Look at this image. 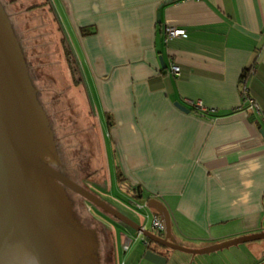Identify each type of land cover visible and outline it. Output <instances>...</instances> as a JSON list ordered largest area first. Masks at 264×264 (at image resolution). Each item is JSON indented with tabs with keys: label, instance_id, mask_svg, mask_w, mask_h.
<instances>
[{
	"label": "crops",
	"instance_id": "obj_1",
	"mask_svg": "<svg viewBox=\"0 0 264 264\" xmlns=\"http://www.w3.org/2000/svg\"><path fill=\"white\" fill-rule=\"evenodd\" d=\"M164 1L44 2L98 114L116 189L151 220L146 199L162 202L175 242L194 250L151 243L164 264H264V238L203 251L264 233V0ZM167 26L186 36L165 40ZM244 69L260 113L241 104ZM112 234L113 264L120 254L154 264L138 232L120 224Z\"/></svg>",
	"mask_w": 264,
	"mask_h": 264
},
{
	"label": "water",
	"instance_id": "obj_2",
	"mask_svg": "<svg viewBox=\"0 0 264 264\" xmlns=\"http://www.w3.org/2000/svg\"><path fill=\"white\" fill-rule=\"evenodd\" d=\"M168 1L171 0L164 2ZM176 106L188 111L179 103ZM48 122L51 123V130ZM52 132L55 136L53 121L36 97V89L28 77L19 42L0 2V261L16 244H22L33 255L35 264H71L62 258L51 238L50 232L56 228V221H42L38 216L30 186L32 170H41L52 176L122 224L140 233L148 240L143 242L146 244L143 255L146 260L154 264L165 263V257L152 248L151 243L194 251L175 242L169 212L159 200L148 198L145 206L160 217L164 227L160 235L154 231L156 228L153 224L151 228H146L41 159L43 150L38 146L44 140L52 149ZM262 136L264 138V132ZM84 209L87 215L85 205ZM100 236L111 255L108 230L105 229ZM259 238H264V233L221 242L203 251ZM103 264H112V258Z\"/></svg>",
	"mask_w": 264,
	"mask_h": 264
},
{
	"label": "rangeland",
	"instance_id": "obj_3",
	"mask_svg": "<svg viewBox=\"0 0 264 264\" xmlns=\"http://www.w3.org/2000/svg\"><path fill=\"white\" fill-rule=\"evenodd\" d=\"M44 1L0 0L6 12L10 14L13 32L16 38H19L17 40L28 77L36 89V97L53 121L62 159L67 163L70 173L74 174L75 170H79L76 171L77 174L85 177L83 183L91 185L100 198L137 222L144 218L142 222L145 227L151 228L152 220L145 218L144 210L137 206V202H133L116 189L114 171L107 163V157L106 168L104 166L95 117L98 114L93 113L87 103L85 91L71 78L64 41L55 18ZM51 1L53 3L56 0ZM35 5L36 7H32ZM87 176L89 178H86ZM93 182L104 185V189ZM85 208L107 224L111 247L112 232L118 233L122 223L93 204L91 207L89 203H85ZM130 238L141 246L138 238ZM122 256L120 254L114 263L122 264Z\"/></svg>",
	"mask_w": 264,
	"mask_h": 264
},
{
	"label": "flooded vegetation",
	"instance_id": "obj_4",
	"mask_svg": "<svg viewBox=\"0 0 264 264\" xmlns=\"http://www.w3.org/2000/svg\"><path fill=\"white\" fill-rule=\"evenodd\" d=\"M48 126L50 127L49 122ZM52 141V149L49 148L44 140L42 141L43 144L40 143L38 147L43 150L40 158L58 172L81 185L78 180L73 179L65 170L58 153L56 141L53 138V132ZM30 186L40 219L42 221L48 220L52 223L56 221L57 223L56 228L50 232V235L64 260L71 264H103L104 261L112 258L110 252L105 249L104 242L101 241L103 237L97 233V230L104 232L105 229H109L107 224L101 218L94 216L89 210L88 216H84L85 214L81 215L82 212H85V203H89L91 207L92 203L41 170L31 171ZM91 188V185L86 187L87 190L99 197ZM80 217L81 221L78 220ZM92 220L94 225L90 224ZM89 224L90 226H88ZM0 264L35 263L31 252L24 245L16 244L4 255Z\"/></svg>",
	"mask_w": 264,
	"mask_h": 264
},
{
	"label": "built area",
	"instance_id": "obj_5",
	"mask_svg": "<svg viewBox=\"0 0 264 264\" xmlns=\"http://www.w3.org/2000/svg\"><path fill=\"white\" fill-rule=\"evenodd\" d=\"M164 31H165V40H167L170 37H175V36H180V37L186 36V31L183 28L167 26L164 28ZM170 71L174 75H178L180 72V68L177 64L171 63ZM239 92H240L241 104L246 105L247 108L254 110L257 113H260L259 105L249 94L246 77H240L239 79ZM190 104L194 108L200 109L201 111L203 110V106L200 101H191ZM152 224L153 226H155L156 229H159L160 231H162L161 233H163L164 231L163 223L158 215L153 216ZM138 234L140 235L142 242H148V240L145 237H143L140 233ZM126 249H127V246L124 247V250Z\"/></svg>",
	"mask_w": 264,
	"mask_h": 264
},
{
	"label": "trees",
	"instance_id": "obj_6",
	"mask_svg": "<svg viewBox=\"0 0 264 264\" xmlns=\"http://www.w3.org/2000/svg\"><path fill=\"white\" fill-rule=\"evenodd\" d=\"M3 6V5H2ZM32 7H36V5L35 6H32ZM5 11H6V9H5ZM7 13V15H8V17L10 18V14L8 13V12H6ZM11 21V20H10ZM84 32H85V29H84ZM18 38V37H17ZM18 40H19V38H18ZM64 45H65V55H66V59H67V62H68V68H69V70H70V75H71V78H72V80H74L75 82H76V84H77V86L79 85V79H78V77H77V74H78V69H77V66H76V64H75V61H74V59L72 58V55H71V53H70V49H69V47L64 43ZM247 72H248V70L247 69H244L243 71H242V73H241V76L240 77H246V74H247ZM94 113V112H93ZM49 124L51 125V123L49 122ZM51 127V126H50ZM99 128V127H98ZM53 138H54V140L56 141V144H57V148H58V153H59V155H60V157H61V162L63 163V165H64V167H65V170L67 171V173L73 178V179H75V180H78V182L82 185V186H84L85 188L86 187H89V186H87L86 184H84L83 183V180H84V176H82L81 177V175H79V174H77V172L79 171V170H75V173L74 174H72V173H70L69 172V170H68V165H67V163H65V161L62 159V156H61V153H62V151L60 150V146H59V142H57V140H56V138H55V136H54V133H53ZM77 171V172H76ZM118 175L120 176V172H118ZM86 176V175H85ZM86 178H89L88 176L86 177ZM94 184H96L97 186H99V187H101V188H103V187H105L104 185L102 186L101 184H98L97 182H93ZM92 189V188H91ZM94 189V188H93ZM94 192V191H93ZM133 196H135L136 195V192H137V190H136V188L135 189H133ZM95 193V192H94ZM80 199V198H79ZM81 200V199H80ZM85 210V209H84ZM86 212H82V214L81 215H83V214H85ZM88 215H89V212H88ZM88 215H84V216H88ZM155 215H158L157 213L155 214ZM78 220L79 221H81V217L80 218H78ZM91 222H93V220L92 221H90V223ZM94 223V222H93ZM88 226H90V225H88ZM108 230V229H107ZM98 232L97 233H99L100 235L102 234V232L103 231H100V230H97ZM104 234V233H103ZM111 251H112V249H111Z\"/></svg>",
	"mask_w": 264,
	"mask_h": 264
}]
</instances>
